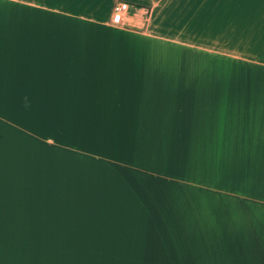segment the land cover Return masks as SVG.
<instances>
[{
  "label": "crops",
  "instance_id": "obj_1",
  "mask_svg": "<svg viewBox=\"0 0 264 264\" xmlns=\"http://www.w3.org/2000/svg\"><path fill=\"white\" fill-rule=\"evenodd\" d=\"M148 15L0 0V264H264V0Z\"/></svg>",
  "mask_w": 264,
  "mask_h": 264
},
{
  "label": "rangeland",
  "instance_id": "obj_2",
  "mask_svg": "<svg viewBox=\"0 0 264 264\" xmlns=\"http://www.w3.org/2000/svg\"><path fill=\"white\" fill-rule=\"evenodd\" d=\"M149 8L154 36L177 42L206 37L209 0H136Z\"/></svg>",
  "mask_w": 264,
  "mask_h": 264
},
{
  "label": "built area",
  "instance_id": "obj_3",
  "mask_svg": "<svg viewBox=\"0 0 264 264\" xmlns=\"http://www.w3.org/2000/svg\"><path fill=\"white\" fill-rule=\"evenodd\" d=\"M127 8V3L117 2L113 5L112 21L118 23L122 18V12Z\"/></svg>",
  "mask_w": 264,
  "mask_h": 264
}]
</instances>
